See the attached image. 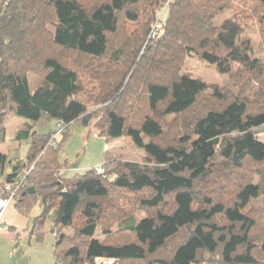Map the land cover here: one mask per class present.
<instances>
[{
	"label": "trees",
	"instance_id": "trees-1",
	"mask_svg": "<svg viewBox=\"0 0 264 264\" xmlns=\"http://www.w3.org/2000/svg\"><path fill=\"white\" fill-rule=\"evenodd\" d=\"M241 1L0 0V145L16 117L15 140L30 142L11 171L1 159L0 197L10 186L28 218L40 204L39 244L54 212L55 264H264V63L239 21L213 23L229 10L246 19ZM250 1L264 43V0ZM189 57L236 90L194 79ZM52 121L58 140L59 127L36 132ZM73 124L106 144L132 139L145 162L107 150L104 175L65 177ZM125 201L135 209L118 220Z\"/></svg>",
	"mask_w": 264,
	"mask_h": 264
},
{
	"label": "rangeland",
	"instance_id": "rangeland-1",
	"mask_svg": "<svg viewBox=\"0 0 264 264\" xmlns=\"http://www.w3.org/2000/svg\"><path fill=\"white\" fill-rule=\"evenodd\" d=\"M241 4L246 5V19L241 20L239 18H236L235 15L237 11L229 10L214 19V26L218 28L226 20H234L237 22L239 21L243 29V33L240 36V42H249L251 46L253 60H259L260 62L264 63V43L262 40L259 26L257 24V20L251 14L250 9L253 3L250 0H242ZM184 69L186 73H190L194 79L201 80L207 83L208 85L230 87L232 84V80L229 78L228 75L219 74L214 65H211L206 62H201L195 57H189L186 60ZM29 77L32 86H34V84H37L40 81V78L38 76L30 75ZM231 88L236 90L233 86H231ZM169 118L172 119V117ZM25 122V119L16 117L13 118L7 125L6 143L1 146L0 152H6L9 156V161H12L13 159H17L18 161L23 160L27 155L30 142L27 140H15L16 132L19 130V128L23 126V124H25ZM57 127V123L52 121L46 128L37 129L36 132H38L39 134H45L50 130H57ZM257 137L260 141H264V125L257 130ZM105 145L106 140L99 137V132L97 131V129L84 128L79 126L78 124H73L69 130V136L65 142V145L63 146V149L60 152L61 163L68 164L65 170V177L70 178L76 174H85L89 169L103 165ZM108 145L111 148L112 154L121 160L123 159L126 161L139 163L145 162V154L143 150L136 147V145L130 138L119 139L109 143ZM12 204L13 202L10 204L7 210L11 206H13ZM120 206L127 211H124L122 215L118 217V220L127 218L129 215V211L135 209V206H131L126 201L122 202ZM41 210L42 208L40 204H37L30 213V227L32 219L39 216L41 214ZM134 213L137 214L136 212ZM140 216L143 217L144 214H140L139 217ZM53 217L54 212H52L48 216L44 227L46 235L43 251L45 258L44 260H46L47 264L53 263L52 250L55 242L54 235L51 232L53 227ZM118 226L119 224L115 223L112 226L111 230L116 231L118 229ZM68 233L71 234L72 232L68 231ZM101 233L102 232L99 231L97 233V237L99 240H104L105 237ZM20 235L21 236L19 238L21 240L19 242H16L21 243V246L18 249L15 248V245H12L8 241L0 242V257L4 256L9 260L18 262L19 264H30L29 258L30 255H33L32 251H29L26 257H24L25 255H23V252H25L28 248V238L27 236H23V234ZM10 255L11 258H9ZM100 263L105 264L104 261H100ZM114 264H116V262Z\"/></svg>",
	"mask_w": 264,
	"mask_h": 264
},
{
	"label": "crops",
	"instance_id": "crops-1",
	"mask_svg": "<svg viewBox=\"0 0 264 264\" xmlns=\"http://www.w3.org/2000/svg\"><path fill=\"white\" fill-rule=\"evenodd\" d=\"M1 146L3 145H0V148ZM107 150H111L108 144L105 145V151ZM3 157H6L7 159H9V156L6 152H0V161ZM9 162L11 164H10V168L8 171H11V167L15 163H17L18 160L13 159L12 161H9ZM2 222L4 223V225L8 227V229H0V242L8 241L12 245H15V248L18 249L21 246V243H16V242H19L21 240L19 237L21 236L20 234H23V236H27L28 238V244H27L28 248L25 252H23V255H25L24 257H26L29 251H32L33 255L29 254L30 264H47L46 260H44L45 259L44 251H43L44 243L39 244L38 242H36V239L33 236H30L31 227L29 226L30 221L28 217L21 215L17 211L15 206L13 205L5 213ZM9 258H11V255L9 256ZM52 258H53L52 264H55V260L53 257V250H52ZM0 264H19V263L14 262L13 260H9L3 256V257H0Z\"/></svg>",
	"mask_w": 264,
	"mask_h": 264
},
{
	"label": "built area",
	"instance_id": "built-area-1",
	"mask_svg": "<svg viewBox=\"0 0 264 264\" xmlns=\"http://www.w3.org/2000/svg\"><path fill=\"white\" fill-rule=\"evenodd\" d=\"M161 28L162 26L160 24H157L154 27L151 36L155 37ZM58 127H59V131L54 136L55 140L60 139L64 135L63 127H61V125L59 124ZM96 171L99 175L105 174V171L102 166L97 167ZM13 196H14V192L12 188L10 186H6L2 196L0 197V229H8V227L2 223V220L7 208L13 202ZM100 261H104L105 264H114L116 262L114 259L98 258L96 259L95 264H101Z\"/></svg>",
	"mask_w": 264,
	"mask_h": 264
}]
</instances>
